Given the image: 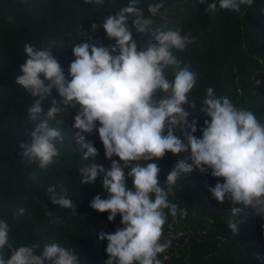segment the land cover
I'll use <instances>...</instances> for the list:
<instances>
[{
    "label": "clouds",
    "instance_id": "obj_1",
    "mask_svg": "<svg viewBox=\"0 0 264 264\" xmlns=\"http://www.w3.org/2000/svg\"><path fill=\"white\" fill-rule=\"evenodd\" d=\"M139 2L128 0L118 11L101 17L99 25L93 23V30L102 28L114 42L104 45L89 37L74 43V59L68 64L67 74L52 52L54 46H63V41L53 38L42 46L23 45L26 57L15 77L38 97L27 108L29 119L35 121L27 133L29 139L19 143V155L27 164L45 169L57 161L60 150L55 141L63 140V134L60 127L50 126L49 120L68 113L70 107L78 106L71 129L77 143L86 149L82 154L85 160L97 154L94 142L86 140V135L98 132L110 166L92 162L79 167L78 172L80 183L93 182L99 173L103 174L106 195L102 198L96 193L90 206L107 211L109 221L120 216L122 227L98 233V239L107 241L105 264H163L158 254L171 245L170 240L161 239L167 215L182 218L187 213L168 197L177 179L194 168L202 173L210 169L211 176L223 178L209 184L208 191L218 203L229 201L233 214L251 208L264 216V121L251 109L235 105L228 96L216 95L209 86L201 100V111L207 118L200 128L201 135H194L197 119L189 121L190 112L184 105L195 107L189 94L197 84V73L176 55L191 43V37L180 27L153 28L152 16L160 12L164 0L149 3L150 16L137 7ZM85 3L103 4V0ZM199 3L205 5V12L215 15L220 9L240 12L241 6H252L254 0ZM134 32L143 37L149 33L151 38H142L138 43ZM53 88L58 98L53 96ZM166 152L187 155L179 158L161 181L157 161ZM45 192L53 204L74 208L63 185L59 191L56 185H49ZM24 211L20 207L14 214ZM53 221L60 223V218L53 217ZM237 223L230 221L227 225L236 232ZM6 249L10 251L8 256ZM0 264L81 261L73 248L56 241L14 246L9 223L0 218Z\"/></svg>",
    "mask_w": 264,
    "mask_h": 264
},
{
    "label": "trees",
    "instance_id": "obj_2",
    "mask_svg": "<svg viewBox=\"0 0 264 264\" xmlns=\"http://www.w3.org/2000/svg\"><path fill=\"white\" fill-rule=\"evenodd\" d=\"M151 2L140 0L137 5L145 16L151 15ZM127 3L128 0H103V4H88L85 0H0V218L9 223L14 246L56 241L73 248L81 264H105L107 241L98 239V233L122 227L120 216L109 221L107 211L90 206L96 193H101L102 198L106 195L103 174L99 173L93 182L80 183L78 172L79 167L92 162L110 166L98 132L86 135V140L94 142L97 154L85 160L82 154L86 149L77 143L71 129L78 106L70 107L68 113L49 120L50 126L60 127L63 134V140L55 141L60 150L57 161L45 169L27 164L19 155V143L29 139L27 133L35 121L29 119L27 108L38 97L17 83L15 77L26 57L23 45L42 46L53 38L63 41V46H54L52 52L67 74L68 64L74 59V43L89 37L104 45L114 42L102 28L93 30L91 26L99 25L101 17ZM204 8L199 0H164L160 12L152 16L153 28L180 27L191 37V43L176 55L197 73V84L189 94L195 107L184 106L190 112L189 121L197 119L194 135L198 137L207 118L201 111V100L209 86L216 95L228 96L235 105L251 109L264 121V0L241 6L240 12L220 9L210 15ZM133 35L138 43L142 38H151L149 33L144 37L135 32ZM172 75L170 71L168 78ZM52 94L58 98L55 88ZM186 155L166 152L157 161L160 180ZM210 171L202 173L194 168L177 179L168 199L186 208L187 213L182 218L167 215L161 239L170 240L171 245L158 254L159 258L163 264H264V216L251 208L233 214L229 201L218 203L208 185L223 178L211 176ZM128 183L131 187V178ZM49 185H56L57 191L63 185L74 208L53 204L45 192ZM20 207L24 213L14 214ZM53 217H59L60 223H55ZM230 221L238 222L236 232L228 227ZM35 251L39 254L40 249ZM8 255L10 251L6 249L5 256Z\"/></svg>",
    "mask_w": 264,
    "mask_h": 264
}]
</instances>
